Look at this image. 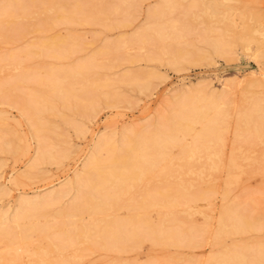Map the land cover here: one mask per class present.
Returning <instances> with one entry per match:
<instances>
[{
  "label": "bare ground",
  "instance_id": "6f19581e",
  "mask_svg": "<svg viewBox=\"0 0 264 264\" xmlns=\"http://www.w3.org/2000/svg\"><path fill=\"white\" fill-rule=\"evenodd\" d=\"M120 2L125 5L126 0ZM16 3L19 5V0H11L10 7L0 6V25L31 20L32 15L35 17L31 8L29 11L25 8L23 15L15 13L12 5ZM34 7L37 15H47L46 19L56 10L42 5ZM113 10L116 12L118 9ZM77 13L60 14L54 20L73 22ZM149 14L155 13L151 11ZM77 21L87 22L86 19ZM175 24H168V28L167 25L166 28L151 27L133 37L134 41L144 45L146 36H154L157 42L168 46L163 54L168 55L170 64L182 59L187 61V53L182 49L170 51L176 37L183 38L181 31L185 28L182 24L180 28ZM156 25L159 26L158 23ZM36 27V32L43 30ZM60 36L55 34L41 43L30 45L22 53L29 56L20 58L7 54L0 57V71L5 68L18 71L11 76L13 83L8 88L3 89L0 85V97L4 91H15L25 86L27 81L36 84V89L23 97L19 107L38 141L42 140L44 126L41 107L48 104L51 95L67 100L78 97L73 91L75 88L91 94L99 90L96 81L88 78L86 73L91 70L94 57L61 69L53 63L50 64L55 68L39 66L43 71L41 77L33 69L22 68L28 57L66 60L72 52V44L66 47L70 38ZM0 39H3L2 35ZM126 41H121L123 47L127 46ZM210 47L215 54H220L221 39H215ZM112 50L108 44L100 54L108 55ZM261 72L256 74L263 76ZM108 87L107 84L101 85V93L107 95ZM199 87L186 88L166 100L163 110L157 111L155 123L133 128L117 139H113L115 135L99 138L82 170L60 189L19 200L10 216L5 217L6 213L0 212V264H81L94 254L99 255V264H125V253L134 251L145 242L163 247H198L209 237L214 250L203 264H264V241L233 242L228 246L221 242L224 237L256 230L252 213L239 210L233 203L222 204L215 213L210 204L217 194L221 173L226 170L227 177L232 176V170L247 173L235 162L249 160L250 147L256 139L264 138V76L263 79L232 78L216 93L203 94L202 88L205 87ZM229 87L233 93V87L239 90L242 105L235 115L233 135L236 148L231 150L229 159L233 164L224 167L219 164L221 151L209 147L225 145L223 134L228 130L227 122L231 117L225 103L228 93H232ZM254 95L258 97H252ZM187 138L191 142L186 144ZM0 140L3 152H17V148L4 141L3 136ZM173 147H178L180 154L186 157H174ZM21 153H29L28 143L21 147ZM35 155V165L29 167L31 169L44 159L55 160L44 150L42 143ZM186 161L188 163L185 164ZM30 174L24 173L12 181L19 184L23 178L34 179ZM70 193L73 195L71 201L60 206ZM226 195L225 192L221 194L223 199ZM198 202L207 203V217H214L217 224L214 232L208 223L198 226L193 221V214L198 212ZM157 264L178 263L174 255H170Z\"/></svg>",
  "mask_w": 264,
  "mask_h": 264
},
{
  "label": "rangeland",
  "instance_id": "374dc122",
  "mask_svg": "<svg viewBox=\"0 0 264 264\" xmlns=\"http://www.w3.org/2000/svg\"><path fill=\"white\" fill-rule=\"evenodd\" d=\"M19 2V5H12L15 13L23 15L25 8L28 11L31 8L34 9L35 17L32 15L31 20L0 25V35L3 36L0 39V57L7 54L20 58L29 56L22 53L30 45L41 43L55 34L61 35L70 38L66 47L72 44V52L66 60L58 61L47 56L28 57L22 68L33 69L41 77V68L45 65L54 67L56 64L58 69L94 57L93 66L86 73L88 78L96 81L99 90L91 94L75 88L73 91L78 97L67 100L51 95L48 104L41 107L44 123L41 141L34 137L28 119L19 107V102L36 89V84L27 81L26 87L4 91L6 95L0 97V137L3 136V140L14 149L17 148L16 153L3 152L0 140V212H5V217L12 214L19 200L58 190L72 180L82 170L99 138L115 135L113 139H117L133 128L155 123L159 113L157 111L163 110L165 101L178 92L201 86L205 87L202 88L203 94L216 93L232 78L263 79L264 76V0H126L125 5L120 0ZM2 5L10 7L11 0H0V6ZM38 5L54 7L56 10L46 19L47 15L39 17L35 12L36 7L33 6ZM115 8L118 9L116 12L113 10ZM74 11L78 13L73 22L54 20L60 14ZM151 11L155 14L150 15ZM154 15L156 16L153 17ZM78 19H86L87 22L78 23ZM167 23H176L178 28L181 24L185 26L181 31L183 38L176 37L170 51L182 49L187 53V61L182 59L178 61L179 64H170L168 55L163 54L167 52L165 49L168 46L157 42L154 36H146L144 45L134 41L133 37L142 31L155 26L156 29L166 28V25L168 28ZM36 26L44 31L36 32ZM124 39L127 40L125 47L121 42ZM215 39H221L220 54H215L210 47ZM108 44L113 48L112 52L108 55L100 54ZM261 70L263 76L256 74ZM16 72L18 73L9 68L0 71V85L3 89L13 83L11 76ZM124 75L125 78H122ZM103 84L109 85L107 95L101 93L103 89L100 87ZM234 90L235 93L231 91L225 98L231 114L227 122L228 130L223 134L225 145L209 147L221 151L222 160L219 164L224 167H231L233 164L229 159L231 150L236 148L233 135L235 115L242 105L239 90L233 87ZM190 142V138L185 140L186 144ZM25 143L29 144V153L26 155L21 153V147ZM41 143L55 160L44 159L31 169L29 167L35 165L33 160ZM251 147V152L247 154L249 160L235 162L247 173L232 170V176L227 177L228 173L224 170L217 194L212 197L210 204L215 213L224 204H237L239 210L252 213L257 229L239 236L222 238L224 246L233 242L264 241V138L256 139ZM172 154L174 157H186L180 154L178 147L172 148ZM24 173H31L34 179L23 178L19 184L12 181L14 177ZM224 192L227 195L223 199L221 194ZM71 194L63 198L60 206L71 201ZM196 208L198 212L193 214L195 224L202 226L208 223L209 229L214 232L217 224L214 217H207V203L198 202ZM211 243L210 237L198 247H163L145 242L134 251L125 253V264H157L170 255H174L178 264L186 261L189 264H203L214 250ZM98 256L89 255L81 264H99Z\"/></svg>",
  "mask_w": 264,
  "mask_h": 264
}]
</instances>
